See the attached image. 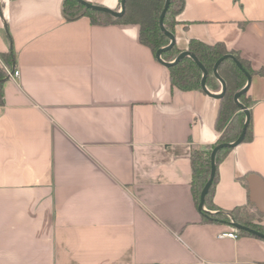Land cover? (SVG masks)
Listing matches in <instances>:
<instances>
[{"label":"crops","instance_id":"crops-1","mask_svg":"<svg viewBox=\"0 0 264 264\" xmlns=\"http://www.w3.org/2000/svg\"><path fill=\"white\" fill-rule=\"evenodd\" d=\"M63 3L0 0V66L12 49L19 71L0 95V264H264V238L231 215L260 212L247 177L264 179V75L248 90L252 137L217 164L202 208L192 154L219 139V99L173 86L139 25L70 20ZM178 20L179 49L220 41L264 68V0H185Z\"/></svg>","mask_w":264,"mask_h":264},{"label":"trees","instance_id":"trees-1","mask_svg":"<svg viewBox=\"0 0 264 264\" xmlns=\"http://www.w3.org/2000/svg\"><path fill=\"white\" fill-rule=\"evenodd\" d=\"M122 3V0H120ZM166 0H126V8L120 17H115L109 13L97 11L87 7L79 0H64L63 11L65 16L70 19H77L83 16L88 17L93 24L107 25L111 23L137 24L140 27V41L151 48L157 56L158 51L168 46L171 39L162 31L160 26V17L164 9ZM185 7V0H170L169 8L164 17V25L166 29L174 33L175 26L179 23L178 15ZM188 50L194 53L201 63L208 70L207 86L211 90H215V82L220 81L215 75V64L226 54H233L242 64L245 70L251 74L264 75V68L255 70L250 63L235 52H229L224 42H216L207 44L199 39H191ZM184 50L178 48L175 43L170 49L162 52V58L166 62L174 61ZM2 58L7 67L13 69L15 55L13 50H9L2 54ZM171 84L181 90H203L202 78L203 70L198 63L191 57H184L178 63L169 66ZM218 72L226 81L227 88L224 95L219 99V110L216 119V128L220 132L217 142L196 149L192 154L193 167V192L197 203L201 202L202 191L207 184L212 171V152L222 143H232L236 141L242 134L247 114L246 111L236 102L235 95L242 90L247 82L248 76L242 70L233 58H226L219 66ZM8 78L6 69L0 66V95L3 94V84ZM241 104L250 108L251 98L249 91L243 93L239 98ZM252 137L251 119L247 128L244 141L250 140ZM234 147H223L216 154V163L218 164L222 158L229 153ZM217 182V171L213 180L209 193L206 196L205 204L213 206V194ZM231 215L235 223L254 228L264 233V224L256 221V218L263 216L262 213H248L240 208H235ZM211 218L218 221L231 222L228 215L216 213L210 215ZM240 232L246 234L253 233L239 229Z\"/></svg>","mask_w":264,"mask_h":264},{"label":"water","instance_id":"water-1","mask_svg":"<svg viewBox=\"0 0 264 264\" xmlns=\"http://www.w3.org/2000/svg\"><path fill=\"white\" fill-rule=\"evenodd\" d=\"M79 1L82 2V3H84L87 7L91 8V9H94V10H97V11H101V12H105V13H109V14L115 16V17H120L124 13L125 8H126V0H122V9L120 11H115V10L110 9L108 7H105V6L94 5V4H91V3H89V2H87L85 0H79ZM169 5H170V0H166L164 9H163V11L161 13V17H160V26H161V29L171 39L170 44L168 46H165V47L161 48L158 51V53H157V57H158V59L161 62H163L167 66H171V65H173V64L178 63L179 61H181L184 57H187V56L188 57H191L192 59H194L198 63V65L203 70L202 88H203L204 92H206L208 95H210V96H212L214 98H217V99H220L224 95V92L226 91V88H227L226 81L221 77V75L218 72V68H219L220 64L226 58H230V57L233 58L236 61V63L238 64V66L242 70H244L246 72L247 76H248V82H247L246 86L242 90H240L239 92H237V94L235 95L236 102L242 107L243 110L246 111V114H247V118H246V122H245V125H244V128H243L242 134H241V136L236 141H234L232 143H222V144H219L213 150V152H212V171H211V175H210V178H209L207 184L205 185V187H204V189L202 191V194H201V203H200V206L203 208L204 205H205L206 196H207V194L210 191V188L212 186L213 180H214L215 175H216V171H217L216 154H217V152L220 149H222L223 147H227V146L236 147L239 144H241L244 141V139H245L246 132H247V128L249 126V122H250V119H251V114H250V111L248 110V108L245 107L243 104H241L239 98H240V96L243 93H245V92H247L249 90V87H250V84H251V80H252V75L249 74L245 70V68L243 67V64L233 54H230V53L229 54H226L225 56H223L222 58H220L217 61V63L215 64V68H214L215 75L220 80V82L222 83V90L219 93H214V92H211L208 89V87H207L208 70L201 63V61L198 59V57L194 53H192L191 51L185 50L182 53H180L179 56L174 61H172V62H166L162 58V52L165 51V50H167V49H170L176 43V39H175L174 33L168 31L166 29L165 25H164V17H165L166 12H167V10L169 8ZM247 182L249 184L250 199H251V201L254 202L257 205L258 210L262 214H264V179L259 174L252 173V174H250L247 177ZM234 225L238 229L247 230V231L253 233L256 236H259V237L264 238V233L261 232V231H258V230L254 229V228L245 226V225L240 224V223H235L234 222Z\"/></svg>","mask_w":264,"mask_h":264},{"label":"built area","instance_id":"built-area-1","mask_svg":"<svg viewBox=\"0 0 264 264\" xmlns=\"http://www.w3.org/2000/svg\"><path fill=\"white\" fill-rule=\"evenodd\" d=\"M5 69H6L9 77L16 78V77L19 76V71L18 70L11 71L6 66H5ZM0 106H1V97H0ZM237 236H238V234L236 232H233V231L232 232H225V233L220 234V237L237 238Z\"/></svg>","mask_w":264,"mask_h":264},{"label":"rangeland","instance_id":"rangeland-1","mask_svg":"<svg viewBox=\"0 0 264 264\" xmlns=\"http://www.w3.org/2000/svg\"><path fill=\"white\" fill-rule=\"evenodd\" d=\"M214 86H215V88H214L215 90L214 91H216V92H220L221 91V89H222V83L220 81H216L215 84H214ZM245 211L248 212V213L250 212L248 210H245ZM253 214H256L257 215V212L256 213H253Z\"/></svg>","mask_w":264,"mask_h":264}]
</instances>
